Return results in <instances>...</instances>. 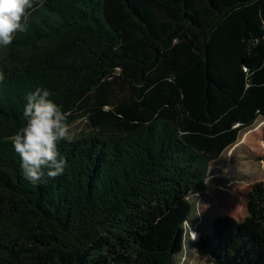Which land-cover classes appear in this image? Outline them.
Here are the masks:
<instances>
[{
    "label": "trees",
    "instance_id": "1",
    "mask_svg": "<svg viewBox=\"0 0 264 264\" xmlns=\"http://www.w3.org/2000/svg\"><path fill=\"white\" fill-rule=\"evenodd\" d=\"M32 4L0 47V264H175L149 237L264 120V0ZM37 88L94 131L59 141L63 172L33 185L13 137ZM225 228L214 264H264V205Z\"/></svg>",
    "mask_w": 264,
    "mask_h": 264
},
{
    "label": "rangeland",
    "instance_id": "2",
    "mask_svg": "<svg viewBox=\"0 0 264 264\" xmlns=\"http://www.w3.org/2000/svg\"><path fill=\"white\" fill-rule=\"evenodd\" d=\"M93 131L86 118L69 126V136ZM185 205L189 209L182 222L161 221L149 240L158 247H173L175 264H214L208 240L222 235L225 227L244 223L264 205L263 119L242 131L238 142L210 164L204 185Z\"/></svg>",
    "mask_w": 264,
    "mask_h": 264
},
{
    "label": "clouds",
    "instance_id": "3",
    "mask_svg": "<svg viewBox=\"0 0 264 264\" xmlns=\"http://www.w3.org/2000/svg\"><path fill=\"white\" fill-rule=\"evenodd\" d=\"M32 6V0H0V47L12 44L17 32L27 31V10ZM50 97V91L43 88L26 96L23 111L26 124L13 137L22 177L33 185L45 176L61 174L64 169L57 145L69 138V125L62 106Z\"/></svg>",
    "mask_w": 264,
    "mask_h": 264
}]
</instances>
